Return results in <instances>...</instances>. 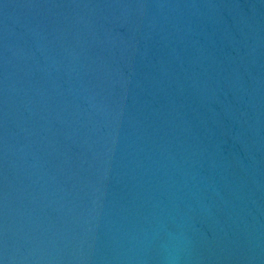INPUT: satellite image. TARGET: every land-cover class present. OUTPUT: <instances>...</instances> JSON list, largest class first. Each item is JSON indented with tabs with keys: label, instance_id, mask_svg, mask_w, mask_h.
<instances>
[{
	"label": "water",
	"instance_id": "95a60500",
	"mask_svg": "<svg viewBox=\"0 0 264 264\" xmlns=\"http://www.w3.org/2000/svg\"><path fill=\"white\" fill-rule=\"evenodd\" d=\"M141 264H264V182Z\"/></svg>",
	"mask_w": 264,
	"mask_h": 264
}]
</instances>
